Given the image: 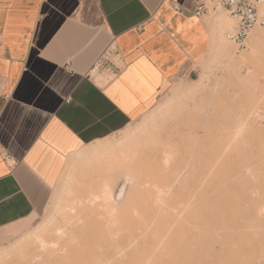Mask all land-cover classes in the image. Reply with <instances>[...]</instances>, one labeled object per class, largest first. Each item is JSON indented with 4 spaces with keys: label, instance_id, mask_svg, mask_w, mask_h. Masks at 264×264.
I'll list each match as a JSON object with an SVG mask.
<instances>
[{
    "label": "rangeland",
    "instance_id": "1",
    "mask_svg": "<svg viewBox=\"0 0 264 264\" xmlns=\"http://www.w3.org/2000/svg\"><path fill=\"white\" fill-rule=\"evenodd\" d=\"M231 17L210 6L211 49L191 80L65 157L33 223L0 243V264H264V27L240 46L227 36L237 21L221 27ZM124 181L122 199L97 206L105 188ZM92 197L102 199L94 205ZM112 204L119 210L111 228L126 233L114 227L122 235L111 229L109 242L103 215Z\"/></svg>",
    "mask_w": 264,
    "mask_h": 264
},
{
    "label": "crops",
    "instance_id": "2",
    "mask_svg": "<svg viewBox=\"0 0 264 264\" xmlns=\"http://www.w3.org/2000/svg\"><path fill=\"white\" fill-rule=\"evenodd\" d=\"M171 1L0 0V243L33 223L67 155L195 76L211 29L196 0Z\"/></svg>",
    "mask_w": 264,
    "mask_h": 264
},
{
    "label": "built area",
    "instance_id": "3",
    "mask_svg": "<svg viewBox=\"0 0 264 264\" xmlns=\"http://www.w3.org/2000/svg\"><path fill=\"white\" fill-rule=\"evenodd\" d=\"M195 15L198 17L205 16L208 13L210 6L215 9L220 7L225 8L229 14L238 20L237 26L233 31H229L227 36L229 39L237 42L240 46L245 45V41L249 32L257 26L264 27V0H196ZM172 6L176 10H182V5L172 0ZM71 61L67 62L69 67ZM117 66L116 62L110 59V56L105 54L94 66L95 69L111 70ZM5 158L11 159L9 154H4Z\"/></svg>",
    "mask_w": 264,
    "mask_h": 264
},
{
    "label": "bare ground",
    "instance_id": "4",
    "mask_svg": "<svg viewBox=\"0 0 264 264\" xmlns=\"http://www.w3.org/2000/svg\"><path fill=\"white\" fill-rule=\"evenodd\" d=\"M231 18H232V19H230V20L228 19V21H226V23H224L223 25L221 24L222 29H229V30H231L230 28L234 27L233 25L235 24V22L237 21V23H238V20H237L236 18H234V17H231ZM233 18H234V20H233ZM235 20H236V21H235ZM221 21H222V20H221ZM217 23L219 24V23H221V22L219 21V22H217ZM236 26H237V25H236ZM236 26H235V27H236ZM235 27H234V29H235ZM234 29H233V30H234ZM252 30H253V29H252ZM252 30H251V31H252ZM224 31H225V30H224ZM231 31H232V30H231ZM251 31L249 32V34L251 33ZM220 33H221V32H220ZM249 34H248V36H249ZM261 34H262V32H261L260 30H257V31L255 32V39H256V37L259 38V37L261 36ZM223 36H224V35H223ZM223 36H221V37H223ZM248 36H247V38H248ZM222 41H223V40H222ZM223 43H224V42H223ZM229 45H230V44H229ZM222 46H223V49H224V53L227 54V55H231V54H230L231 52H230V50H229V49H231V48H228V49H227V47H228V43H227V44L224 43ZM229 47H230V46H229ZM108 55L110 56V53H109ZM232 55H233V54H232ZM230 58H231V57H230ZM233 59H234V56H233ZM99 73H100V72H99L98 69H95V70L93 71V75L95 76V78H97V79L99 78ZM247 73H248V72H247ZM99 79H100V78H99ZM193 86H196V85H193ZM193 86H189V87L193 88ZM198 86H199V85H198ZM198 86H197V87H198ZM199 87H200V86H199ZM193 89H195V88H193ZM187 90H188V89H187ZM188 91H190V88H189ZM191 91H192V89H191ZM167 104H168V103H167ZM156 114H157V113H156ZM150 119H152V118H150ZM146 120H147V119H146ZM148 124H149V123H148ZM130 131H131V130H130ZM131 132H132V131H131ZM127 133H129V132H127ZM160 134H161V133H160ZM163 135H164V134H163ZM172 142H173V141H172ZM172 142H171V143H172ZM167 144H168V143H167ZM174 144H175V143H174ZM100 145H101V144H100ZM104 146H105V145H104ZM171 146H172V145H171ZM87 148H88V149H87L88 152H87V151L84 152V150H83L82 155H83V153H86V152H87L86 155H88V154L90 155L89 152H90V149H91V148H90V147H87ZM89 148H90V149H89ZM103 148H104V147H103ZM167 149H168V148H167ZM167 149H166V150H167ZM177 149H178V148H177ZM92 150H94V149L92 148ZM92 150H91V151H92ZM100 150H101V148H100ZM108 150H109V149H108ZM110 150H111V149H110ZM174 150H175V149H174ZM95 151H96V150H95ZM98 151H99V150H98ZM164 151H165V150H164ZM108 152H109V151H108ZM172 152H174V151H172ZM92 153H93V152H92ZM102 154H103V153H102ZM175 154H177V153H175ZM86 155H84V156H86ZM158 155H159V154H158ZM92 156H93V154H92ZM103 156H104V154H103ZM103 156H102V157H103ZM107 156H108V158H109V155H107ZM107 156H106V157H107ZM173 156H174V155H173ZM104 157H105V156H104ZM104 157H103V158H104ZM106 157H105V158H106ZM167 157H168V156H167ZM100 158H101V157H100ZM103 158H102V159H103ZM109 160H110V159H108V161H109ZM163 160H164V159H163ZM169 160H170V159H169ZM104 161H107V159H105ZM170 161H171V160H170ZM170 161H169V163H170ZM167 162H168V161H167ZM167 162H166V165H167ZM171 162H172V161H171ZM170 165H171V164H170ZM168 166H169V165H168ZM168 166H167V167H168ZM166 169H167V168H166ZM119 172H122V171H121V168H120V171H117L116 173H119ZM116 173L113 172V175L111 176V179H112V180H113V178L116 176ZM124 178L126 179V176H125V175H124ZM111 179L109 180V182L111 181ZM100 184H101V183H100ZM102 185H103V184H101V186H102ZM99 186H100V185H99ZM104 186H105V185H104ZM104 188H105V187H104ZM104 188H103V189H104ZM126 190H127V183H126L125 181L123 182V184H122L117 190H115V189H111V188H105V190H103V195H104V196L106 195V196L104 197V198H106V201H103V202H102V200H101L102 203L99 204L98 200H100V199H102V198L96 200L95 197H92V200H93V198L95 199V200L93 201V204L95 205V203H96V201H97V204H99V205H97V206L100 207V206H102V204H103V206L106 207L107 205H105V204H106L107 202H109V203H108V205H109L110 202H112V201H119L120 199H122L123 196H124V194L126 193ZM95 191H96V192H99V191H100V193H97V194L100 195V194L102 193V188H101L99 191H98V189L95 190ZM95 191H94V193H96ZM104 193H105V194H104ZM95 196H96V195H95ZM96 197L98 198V196H96ZM107 199H108V200H107ZM109 199H110L111 201H109ZM94 202H95V203H94ZM110 206H111V205H110ZM108 207H109V206H108ZM102 208H104V207H102ZM110 208H111V210H109V212L107 211L108 213L105 211L107 214H104V213L102 212V213L104 214V215L102 214V215L104 216V218L107 219V221H106V219H105V222H108V224H107V225H108V228H107V226L105 225V226H106V230L109 229V234H107V232H108V230H107V231H105V232H106L105 236H104V235L102 236V237H104V238H105L107 235H111L110 233H111L112 231H114V230H113L114 227L117 228V227L114 226V225H113L114 227L111 228V225H112V219L114 220V222L116 221V220H115V217H116V215H117V213H118L119 206H116V205L112 204V207H110ZM110 208H109V209H110ZM103 210H104V209H103ZM103 210H102V211H103ZM107 210H108V209H107ZM106 215H107V216H106ZM121 220H123V219H121ZM102 221H104V220H102ZM102 221L100 220V224L102 223ZM98 225H99V223L97 224V226H98ZM103 225H104V224H103ZM101 226H102V224H101ZM101 226L99 225L98 228H100ZM82 228H83V227H82ZM115 228H114V229H115ZM100 229H101V228H100ZM100 229H99V230H100ZM111 229H112V230H111ZM117 229H118V228H117ZM119 229L121 230L122 228L120 227ZM119 229H118V230H119ZM97 230H98V229H97ZM97 230H96V231H97ZM102 230H103V228H102ZM110 230H111V232H110ZM78 231H80V229H79ZM115 231H116V229H115ZM121 231L124 232L123 230H121ZM125 231H127V230H125ZM86 232L88 233V232H90V231H88V230H86V229L81 230V233H82V234H81V239L84 240V241H85V240L87 241L86 238H88V236L86 235ZM102 232H103V234L105 233L104 230H103ZM122 232H120V233H121L120 235H122ZM84 233H85V234H84ZM125 233H126V232H124V234H125ZM58 234H61V233L58 232ZM62 234H64V233H62ZM74 234H75V233H74ZM112 234H116V233L112 232ZM72 235H73V233H72ZM116 235H117V234H116ZM120 235H119V236L117 235V236L120 238V237H121ZM93 236H94V235H93ZM114 237H115V235H114ZM124 237H126V236H124ZM58 238H59V237H58ZM58 238H57V240H58ZM107 238H108V239L111 238V240H112L113 235H112V237H110V236L108 237V236H107ZM107 238H105V239L108 240ZM78 239H79V238H78ZM73 241L76 242V243L78 242V241H75V240H73ZM103 241H104V240H103ZM122 241H123V240H122ZM40 242H42V241H40ZM55 242H56V241H55ZM104 242H105V241H104ZM109 242H110V239H109ZM123 242H124V241H123ZM42 243H45V242H42ZM45 244H46V243H45ZM55 244H56V243H55ZM84 245H85V244H84ZM91 246H92V245H91ZM108 246H109V245H107V247H108ZM104 248H105V247H104ZM107 249H109V248H107ZM103 250H104V249H103ZM108 251H109V250H108ZM108 251H107V252H108ZM89 252H90V251H89ZM153 254H154V253H153ZM153 254H152V255H153ZM49 256H50V255H49ZM154 256H155V255H154ZM88 257H89V256H88ZM92 258H93V257H92ZM155 259H156V257H155ZM86 263H87V262H86ZM142 264H143V263H142Z\"/></svg>",
    "mask_w": 264,
    "mask_h": 264
}]
</instances>
